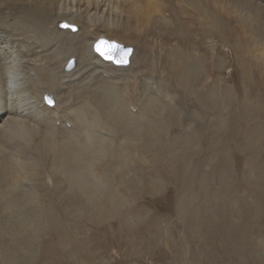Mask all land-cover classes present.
Returning <instances> with one entry per match:
<instances>
[{
  "label": "bare ground",
  "instance_id": "obj_1",
  "mask_svg": "<svg viewBox=\"0 0 264 264\" xmlns=\"http://www.w3.org/2000/svg\"><path fill=\"white\" fill-rule=\"evenodd\" d=\"M100 40L131 47L128 64L103 61ZM224 42L239 61L260 51L264 72V0H0V264H26L45 228V258L78 262L72 221L122 208L108 181L132 179V157L159 146L158 163L182 162L206 143L231 94L211 76ZM175 171L193 192L196 175Z\"/></svg>",
  "mask_w": 264,
  "mask_h": 264
},
{
  "label": "rangeland",
  "instance_id": "obj_2",
  "mask_svg": "<svg viewBox=\"0 0 264 264\" xmlns=\"http://www.w3.org/2000/svg\"><path fill=\"white\" fill-rule=\"evenodd\" d=\"M234 51L230 44L217 46L212 58V79L231 88L220 100L223 124H216L212 109L210 139L184 152L182 162L158 163L154 154L161 152L159 146L146 149L143 161L132 157V179L108 181L109 187L125 192L122 208L86 219L76 216L72 224L81 255L78 262L61 259L60 264H264L263 58L250 49L239 61ZM243 91L249 95L244 97ZM182 163L197 177L193 192L175 171ZM153 169H158L160 181L151 188L141 177ZM179 200L185 204L182 215ZM55 234L52 228L41 230L26 264H51L44 254Z\"/></svg>",
  "mask_w": 264,
  "mask_h": 264
},
{
  "label": "snow or ice",
  "instance_id": "obj_3",
  "mask_svg": "<svg viewBox=\"0 0 264 264\" xmlns=\"http://www.w3.org/2000/svg\"><path fill=\"white\" fill-rule=\"evenodd\" d=\"M64 28H68V25H62ZM102 45H105L106 48H103ZM95 50L105 59L110 60L113 63H116L120 66H126L128 64L127 55L130 54L133 50L131 48H124L123 46L110 41H98L95 45ZM119 53H124L125 55H119ZM72 63V62H70ZM43 102L49 106L54 107L55 100L52 97L44 96Z\"/></svg>",
  "mask_w": 264,
  "mask_h": 264
},
{
  "label": "water",
  "instance_id": "obj_4",
  "mask_svg": "<svg viewBox=\"0 0 264 264\" xmlns=\"http://www.w3.org/2000/svg\"><path fill=\"white\" fill-rule=\"evenodd\" d=\"M100 41H102V40H100ZM103 41H108V40H103ZM111 42V41H110ZM115 43H117V42H115ZM117 44H119V43H117ZM119 45H121V46H123L124 48H131V47H129V46H125V45H122V44H119ZM102 47L103 48H106V46L105 45H102ZM94 49H95V47H94ZM132 49V48H131ZM96 51V50H95ZM98 53V52H97ZM99 54V53H98ZM131 54H132V52L130 53V54H128L127 55V59H128V61L130 60V56H131ZM119 55H125L124 53H119L118 54V56ZM101 56V55H100ZM104 60H108V59H105L103 56H101ZM116 64V63H115Z\"/></svg>",
  "mask_w": 264,
  "mask_h": 264
}]
</instances>
